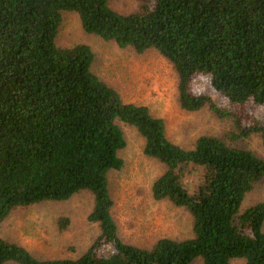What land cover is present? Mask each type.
Masks as SVG:
<instances>
[{"label": "trees", "instance_id": "16d2710c", "mask_svg": "<svg viewBox=\"0 0 264 264\" xmlns=\"http://www.w3.org/2000/svg\"><path fill=\"white\" fill-rule=\"evenodd\" d=\"M64 11L119 47L155 49L175 73L178 106L208 109L229 128L189 147L167 138L161 117L92 70L87 43L56 42ZM196 74L221 102L192 89ZM253 105L264 107V0H138L128 12L108 0H0V221L16 207L86 190V219L98 229L75 257L38 258L0 236V264H264V200L244 202L264 176V157L239 142L256 134L264 147V121L243 110ZM117 121L164 165L150 195L189 213L190 236H160L149 247L118 236L107 180L123 164Z\"/></svg>", "mask_w": 264, "mask_h": 264}, {"label": "rangeland", "instance_id": "374dc122", "mask_svg": "<svg viewBox=\"0 0 264 264\" xmlns=\"http://www.w3.org/2000/svg\"><path fill=\"white\" fill-rule=\"evenodd\" d=\"M119 12L135 10L138 0H108ZM56 42L67 45L87 43L94 54L92 70L114 87L124 101L145 104L150 113L163 119L166 137L183 146H191L199 134L223 135L229 128L226 118L214 116L208 109L186 111L178 106L175 73L170 63L155 49L136 52L130 46L119 47L112 40H104L84 32L75 13L64 11ZM191 87L207 92L217 102L220 96L209 90L205 76L196 74ZM246 116L264 121V107H243ZM250 118V117H249ZM125 144L118 150L123 160L119 169L107 172L108 190L112 200L110 213L118 236L126 242L149 247L160 236L183 238L191 234V217L182 207L167 199H153L151 181L164 165L142 152L143 139L127 123L117 121ZM264 157V147L256 134L239 140ZM264 200V176L245 197L244 202ZM91 207L88 191L80 190L64 200H45L12 209L0 221V236L15 241L38 258L75 257L97 234V225L86 219ZM66 217L60 227L58 220ZM11 264V263H6ZM190 264H200L199 257ZM230 264H243L232 259Z\"/></svg>", "mask_w": 264, "mask_h": 264}]
</instances>
